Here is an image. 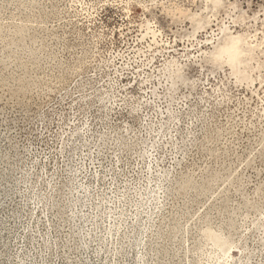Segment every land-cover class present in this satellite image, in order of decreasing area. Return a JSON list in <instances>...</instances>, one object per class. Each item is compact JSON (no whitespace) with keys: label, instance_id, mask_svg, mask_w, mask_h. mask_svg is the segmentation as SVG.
Segmentation results:
<instances>
[{"label":"rangeland","instance_id":"1","mask_svg":"<svg viewBox=\"0 0 264 264\" xmlns=\"http://www.w3.org/2000/svg\"><path fill=\"white\" fill-rule=\"evenodd\" d=\"M0 264H264V0H0Z\"/></svg>","mask_w":264,"mask_h":264},{"label":"bare ground","instance_id":"2","mask_svg":"<svg viewBox=\"0 0 264 264\" xmlns=\"http://www.w3.org/2000/svg\"><path fill=\"white\" fill-rule=\"evenodd\" d=\"M225 42H227V41H225ZM232 45H233V44H232ZM235 46H236V45H235ZM239 46H240V45H239ZM224 48H225V47H224ZM230 48H231V47H230ZM234 48H235V47H234ZM225 49H226V48H225ZM228 49H229V48H228ZM232 49H233V48H232ZM220 50H221V49H220ZM241 50H242V49H241ZM216 51H217V50H216ZM226 51H227V50H226ZM234 51H235V50H234ZM225 53H226V52H225ZM234 53H235V52H234ZM239 53H240V52H239ZM241 53H243V52L241 51ZM218 54H219V53H218ZM214 55H215V54H214ZM227 55H228V54H227ZM232 55H233V53H231V51H230V56H232ZM222 56H223V55H222ZM225 56H226V55H225ZM242 56H243V55H242ZM242 56H241V57H242ZM227 57H229V56H227ZM235 57H236V56H235ZM235 57H234V58H235ZM238 57H239V56H238ZM218 58H219V56H218ZM222 58H223V57H222ZM224 58H225V57H224ZM224 58H223V59H224ZM234 58H233V59H234ZM227 59H228V58H227ZM229 60H231V58H229ZM229 60H228V61H229ZM231 61H232V60H231ZM238 63H239V62H238ZM237 65H238V64H237ZM239 65H240V64H239ZM238 68H239V67H238ZM237 72H238V71H237Z\"/></svg>","mask_w":264,"mask_h":264}]
</instances>
